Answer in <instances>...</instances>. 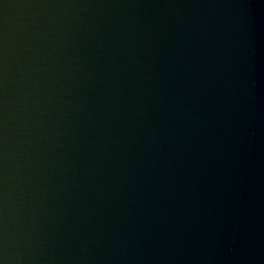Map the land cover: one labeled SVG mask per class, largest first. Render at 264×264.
I'll list each match as a JSON object with an SVG mask.
<instances>
[{
  "label": "water",
  "instance_id": "water-1",
  "mask_svg": "<svg viewBox=\"0 0 264 264\" xmlns=\"http://www.w3.org/2000/svg\"><path fill=\"white\" fill-rule=\"evenodd\" d=\"M0 264H264V0H0Z\"/></svg>",
  "mask_w": 264,
  "mask_h": 264
}]
</instances>
